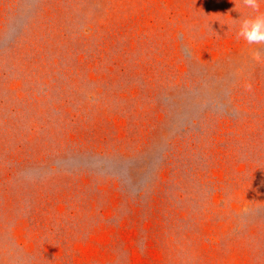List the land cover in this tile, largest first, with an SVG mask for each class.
Listing matches in <instances>:
<instances>
[{
	"label": "rangeland",
	"instance_id": "rangeland-1",
	"mask_svg": "<svg viewBox=\"0 0 264 264\" xmlns=\"http://www.w3.org/2000/svg\"><path fill=\"white\" fill-rule=\"evenodd\" d=\"M235 7L0 0V264H264V44Z\"/></svg>",
	"mask_w": 264,
	"mask_h": 264
},
{
	"label": "clouds",
	"instance_id": "clouds-1",
	"mask_svg": "<svg viewBox=\"0 0 264 264\" xmlns=\"http://www.w3.org/2000/svg\"><path fill=\"white\" fill-rule=\"evenodd\" d=\"M241 3L249 11L244 13L235 7L240 13L235 19L238 22L237 38L249 45L264 44V12L261 11L264 0H241Z\"/></svg>",
	"mask_w": 264,
	"mask_h": 264
}]
</instances>
